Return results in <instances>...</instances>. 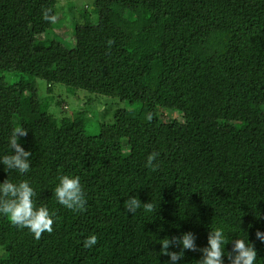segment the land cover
<instances>
[{
    "label": "trees",
    "instance_id": "1",
    "mask_svg": "<svg viewBox=\"0 0 264 264\" xmlns=\"http://www.w3.org/2000/svg\"><path fill=\"white\" fill-rule=\"evenodd\" d=\"M91 3L62 43L57 0H0V155L14 130L32 153L27 174L0 164V182L27 180L54 212L39 239L0 216V264H165L161 240L191 232L202 249L216 226L226 252L248 237L264 264V0ZM37 81L125 107L89 135L84 116L49 111ZM60 174L80 177L83 212L56 202ZM129 196L142 203L135 214ZM92 234L97 245L83 247ZM201 258L185 250L178 264Z\"/></svg>",
    "mask_w": 264,
    "mask_h": 264
},
{
    "label": "clouds",
    "instance_id": "2",
    "mask_svg": "<svg viewBox=\"0 0 264 264\" xmlns=\"http://www.w3.org/2000/svg\"><path fill=\"white\" fill-rule=\"evenodd\" d=\"M44 18L50 19L47 14ZM147 119L151 120V115H148ZM25 134L24 130H14L8 140L11 154L0 155V164L4 166V169L15 171L20 175L27 174L31 167L32 153L26 151L18 142V136ZM158 156L157 152L148 155L145 167L155 170L159 166L158 162L154 163ZM57 180L58 183L53 190L56 202L70 211L83 212L87 201L80 177L60 174ZM36 195L35 189L27 180L13 183L7 178L0 182V216L7 218L12 225L18 228L28 229L34 238L39 239L44 232L53 231L54 212H51L46 205H37L34 200ZM141 205V201L136 196H129L124 201L126 209L133 214L141 208ZM144 205H146L145 210H152L153 206L150 203ZM255 236L257 240L264 243V231L257 230ZM195 239L193 233L187 232L179 237L161 240L162 253L169 257L165 264H178L185 250L201 253L202 258L195 264H225V257H227L228 264H256L257 262L256 247L248 237H238L231 241V252L225 251V246L230 243V240L229 236L226 237L222 226L210 227L207 246L202 249H197ZM173 240L179 245L181 251H168ZM97 242L98 238L95 234L89 235L83 240V247L93 248Z\"/></svg>",
    "mask_w": 264,
    "mask_h": 264
},
{
    "label": "rangeland",
    "instance_id": "3",
    "mask_svg": "<svg viewBox=\"0 0 264 264\" xmlns=\"http://www.w3.org/2000/svg\"><path fill=\"white\" fill-rule=\"evenodd\" d=\"M58 17L57 21L61 22V27L54 29L53 34L60 36L62 43L65 33L69 32L72 22H82L79 19V11L90 8L92 0H57ZM90 3V4H89ZM68 5L71 7L67 8ZM55 20V21H56ZM58 22H56L57 24ZM62 47L57 48L61 50ZM39 87V96L49 101V111L59 120L62 118L76 119L83 117V124L89 135L96 133L98 123H110L113 120V113L117 109L124 108V104L119 101L110 100L108 98L99 97L89 94L81 90L66 88L60 85L54 87L51 93L46 92L45 83L37 81ZM176 115H163L164 120H174Z\"/></svg>",
    "mask_w": 264,
    "mask_h": 264
}]
</instances>
